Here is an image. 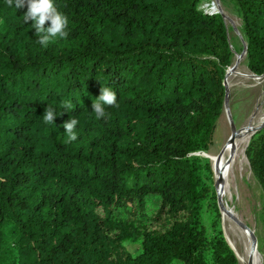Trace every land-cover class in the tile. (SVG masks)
Wrapping results in <instances>:
<instances>
[{"label":"trees","instance_id":"trees-1","mask_svg":"<svg viewBox=\"0 0 264 264\" xmlns=\"http://www.w3.org/2000/svg\"><path fill=\"white\" fill-rule=\"evenodd\" d=\"M230 1L264 76V0ZM203 2L54 0L68 36L44 47L27 3L0 0V264H239L196 154L212 148L234 63L224 16ZM102 85L117 103L97 119ZM252 148L264 191V138Z\"/></svg>","mask_w":264,"mask_h":264},{"label":"rangeland","instance_id":"rangeland-1","mask_svg":"<svg viewBox=\"0 0 264 264\" xmlns=\"http://www.w3.org/2000/svg\"><path fill=\"white\" fill-rule=\"evenodd\" d=\"M201 8L207 12L221 13L224 16L229 39L232 45V51H234L233 65H235L241 58H244L240 66L241 73L250 76L253 75V73L247 68L246 44L242 32L240 31L241 20L231 1L209 0V2H203ZM228 88L230 92L229 112H231L235 127L240 129L252 119L258 107H261V109L264 110V76L261 79H255L253 77L245 78L241 75L233 76L229 81ZM223 112V115L216 123L214 142L211 150L209 153L196 154L201 157L209 158L211 161L212 170L215 176V191L216 194L221 197L222 208L220 213L222 214L223 233L225 234L223 225V207L224 203H226L229 208H233L235 212L238 213L240 219L250 228V232L256 235L257 242L254 243L264 258V191L260 179L252 170L247 152L249 148L246 151L247 154L243 166L237 165L229 179V189L225 186L223 189H219L218 187V173L214 167L213 160L210 157H212V155L218 156L221 154V151L230 140L233 133L232 124L228 114L225 110ZM263 138L264 127L261 130H258L252 139V152ZM225 235L227 236V234ZM227 239L232 247L229 236H227ZM127 248L132 255L139 252L138 244L135 242H128ZM237 256L239 260V255L237 254Z\"/></svg>","mask_w":264,"mask_h":264},{"label":"bare ground","instance_id":"bare-ground-1","mask_svg":"<svg viewBox=\"0 0 264 264\" xmlns=\"http://www.w3.org/2000/svg\"><path fill=\"white\" fill-rule=\"evenodd\" d=\"M243 59L244 58H241L238 62L236 61L237 63L235 65H233L235 66V69L230 71L231 74L228 77V85L230 79L237 75H241L245 78H262H259L254 74L250 76L248 74L241 73L240 66ZM255 112L256 113L252 119L246 123L245 126L237 129L236 138L232 142L228 141L226 143L225 147L221 151V154L218 156L212 155V157H210L213 160L214 167L218 173L217 182L219 189H223L224 186L229 189V179L231 175L237 165L243 166L246 159V151L249 148L255 133L264 122V110L261 109V107H258ZM223 208L224 232L227 236H229L233 250L239 255L240 264H264L263 255L259 252L256 244L254 243L253 234L250 231L243 229L234 220L235 217L240 219L238 213H236L233 208H229L226 203H224Z\"/></svg>","mask_w":264,"mask_h":264},{"label":"clouds","instance_id":"clouds-1","mask_svg":"<svg viewBox=\"0 0 264 264\" xmlns=\"http://www.w3.org/2000/svg\"><path fill=\"white\" fill-rule=\"evenodd\" d=\"M25 3H27V12L22 18L25 24L34 21L32 27L36 31L37 43L47 47L53 39L67 38L68 19L57 10L54 0H6L8 7H14L17 10L23 8ZM48 22H50V26L46 28L45 25ZM100 92L99 98L95 99L92 104L93 113L97 119L106 116L104 105L112 106L117 103V94L112 88L102 85ZM42 118L45 124L54 123L56 119L55 109L48 105ZM78 124L79 120L73 117L63 124L68 142L77 139L74 129Z\"/></svg>","mask_w":264,"mask_h":264},{"label":"water","instance_id":"water-1","mask_svg":"<svg viewBox=\"0 0 264 264\" xmlns=\"http://www.w3.org/2000/svg\"><path fill=\"white\" fill-rule=\"evenodd\" d=\"M234 69H235V66H232V67L230 68V70L228 71L227 78H226V80H225V82H224V86H225V88H226V92H227V94H226V99H225L224 110H225V112H227L228 117H229V119H230V121H231V124H232V132H233V133H232V136L230 137V140H229V141H231V142L236 138V135H237V128H236L235 125H234L233 119H232V117H231V112H229L230 92H229V88H228V77H229L230 74H231L230 71H232V70H234ZM254 75H255V74H254ZM255 76H257V75H255ZM257 77L261 78V77H263V76H257ZM263 127H264V122H263V124L261 125V127H260L258 130H261ZM208 159H209V158H208ZM216 187H217V184H216ZM218 206H219V209H220V212H221L222 205H221V197H220V195L218 196ZM234 220H235L236 223H237L238 225H240L243 229L250 231V228H249L244 222H242L240 219H238V218L235 217ZM225 238H226V241H227L229 247H230L231 250L233 251L232 247L230 246V244H229V242H228V240H227V236H226V235H225ZM253 240H254L255 243L257 242V237H256V235H254V234H253ZM233 252H234V251H233ZM234 254H235V253H234ZM236 256H237V254H236ZM237 258H238V256H237Z\"/></svg>","mask_w":264,"mask_h":264}]
</instances>
